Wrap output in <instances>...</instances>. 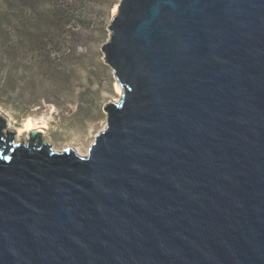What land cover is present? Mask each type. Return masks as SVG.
<instances>
[{
  "label": "water",
  "instance_id": "1",
  "mask_svg": "<svg viewBox=\"0 0 264 264\" xmlns=\"http://www.w3.org/2000/svg\"><path fill=\"white\" fill-rule=\"evenodd\" d=\"M109 30L87 156L0 112V264H264V0H120Z\"/></svg>",
  "mask_w": 264,
  "mask_h": 264
},
{
  "label": "rangeland",
  "instance_id": "2",
  "mask_svg": "<svg viewBox=\"0 0 264 264\" xmlns=\"http://www.w3.org/2000/svg\"><path fill=\"white\" fill-rule=\"evenodd\" d=\"M18 2L7 0L12 18L0 25V112L8 119L6 130L24 143L31 133L27 120H46L45 142L56 151L88 155L107 126L104 108L120 98L103 52L120 0H72L62 19L50 14L38 25L23 20L17 26L14 17L24 19L22 6L11 4Z\"/></svg>",
  "mask_w": 264,
  "mask_h": 264
},
{
  "label": "trees",
  "instance_id": "3",
  "mask_svg": "<svg viewBox=\"0 0 264 264\" xmlns=\"http://www.w3.org/2000/svg\"><path fill=\"white\" fill-rule=\"evenodd\" d=\"M68 1L69 0H19L18 3L11 4V7L15 4L22 6V10L20 12L24 14L22 16L24 19L18 16L14 17L13 15V23L17 26L24 25L22 21L26 20L28 23L38 25V23H41V16H47L50 14H54V16L62 19L67 14L68 7L70 10V3L72 0H70L69 3ZM11 18L12 14L11 10L7 6V0H0V25H3Z\"/></svg>",
  "mask_w": 264,
  "mask_h": 264
},
{
  "label": "bare ground",
  "instance_id": "4",
  "mask_svg": "<svg viewBox=\"0 0 264 264\" xmlns=\"http://www.w3.org/2000/svg\"><path fill=\"white\" fill-rule=\"evenodd\" d=\"M117 8H118V5L115 7V13L114 15L117 13ZM117 93L120 95H122L123 93V90H122V86L119 84H117ZM114 102H118V100H115ZM48 126V122L46 120H34L32 118H29L27 120V123H26V127L27 129L31 132V131H41V132H44V129ZM81 156H87V155H83V154H79Z\"/></svg>",
  "mask_w": 264,
  "mask_h": 264
},
{
  "label": "flooded vegetation",
  "instance_id": "5",
  "mask_svg": "<svg viewBox=\"0 0 264 264\" xmlns=\"http://www.w3.org/2000/svg\"><path fill=\"white\" fill-rule=\"evenodd\" d=\"M43 133H44V132H42V136H41V138H42L43 140H45V139H44V136H43ZM51 145H52V144H51ZM52 146H53V145H52Z\"/></svg>",
  "mask_w": 264,
  "mask_h": 264
}]
</instances>
